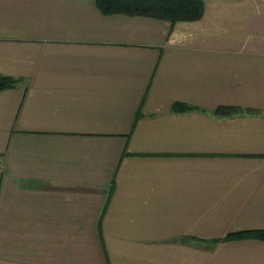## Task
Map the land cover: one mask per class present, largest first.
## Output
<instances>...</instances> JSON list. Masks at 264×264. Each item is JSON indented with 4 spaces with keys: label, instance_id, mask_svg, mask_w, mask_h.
<instances>
[{
    "label": "crops",
    "instance_id": "1",
    "mask_svg": "<svg viewBox=\"0 0 264 264\" xmlns=\"http://www.w3.org/2000/svg\"><path fill=\"white\" fill-rule=\"evenodd\" d=\"M0 74V264H264V0H0Z\"/></svg>",
    "mask_w": 264,
    "mask_h": 264
},
{
    "label": "trees",
    "instance_id": "2",
    "mask_svg": "<svg viewBox=\"0 0 264 264\" xmlns=\"http://www.w3.org/2000/svg\"><path fill=\"white\" fill-rule=\"evenodd\" d=\"M103 13L144 15L168 20L172 25L179 20L198 18L203 10V0H95ZM17 78L0 74V90L11 87ZM258 238L264 240V228L228 232L222 238Z\"/></svg>",
    "mask_w": 264,
    "mask_h": 264
}]
</instances>
